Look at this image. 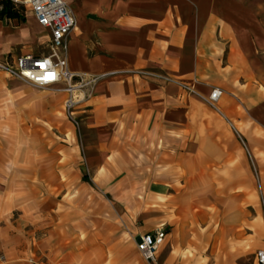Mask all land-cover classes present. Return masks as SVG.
I'll list each match as a JSON object with an SVG mask.
<instances>
[{
    "label": "crops",
    "instance_id": "obj_1",
    "mask_svg": "<svg viewBox=\"0 0 264 264\" xmlns=\"http://www.w3.org/2000/svg\"><path fill=\"white\" fill-rule=\"evenodd\" d=\"M65 2L66 66L99 79L74 109L75 137L62 92L19 83L35 105L26 127L41 133L23 151L0 147L15 161L0 165V264H150L136 236L158 228L160 264H252L264 249V22L245 0ZM23 54L39 53L0 62Z\"/></svg>",
    "mask_w": 264,
    "mask_h": 264
},
{
    "label": "built area",
    "instance_id": "obj_2",
    "mask_svg": "<svg viewBox=\"0 0 264 264\" xmlns=\"http://www.w3.org/2000/svg\"><path fill=\"white\" fill-rule=\"evenodd\" d=\"M28 8L36 22L49 32V53L23 54L14 62H0V70L34 87H52L65 95L63 111L75 122L72 112L78 102L92 94L99 76L70 71L66 66L67 37L75 20L65 0H9ZM221 92L213 89L208 102L213 104ZM165 236L163 228L136 236V249L150 264H160L157 260L159 247ZM252 264H264V249L255 252Z\"/></svg>",
    "mask_w": 264,
    "mask_h": 264
},
{
    "label": "rangeland",
    "instance_id": "obj_3",
    "mask_svg": "<svg viewBox=\"0 0 264 264\" xmlns=\"http://www.w3.org/2000/svg\"><path fill=\"white\" fill-rule=\"evenodd\" d=\"M245 4L252 9V11H254L258 19L264 22V0H245ZM18 5L23 6L25 21L18 22L17 20H2L0 26V57H2L6 52H11L12 54L19 53L23 47H29L34 53H49V47L45 44V32L31 18L28 8L22 4ZM0 71L4 72L3 70ZM10 77L4 76L0 82V140L2 141H0V147L6 150L12 149V153H17L18 151H23V149H26L29 146L27 144L28 139L30 140L29 137L38 138L41 133L40 130L32 128L29 129L26 127L29 122L35 120L36 115H34V113H30V111L33 112L35 109V105L33 100H30L24 92L20 91V89L23 88L19 83L27 84L39 91L48 92L50 90H55L52 87H34L14 76ZM80 102H78V104ZM62 113V121L66 123L67 121L64 119L66 114L63 111V107ZM72 115L75 116L74 110ZM67 119L75 127L74 132L72 131V128H69L68 136L72 137L73 135V137H75L77 124L68 117ZM57 131H59V129L53 130V132L59 136L58 140H60V134ZM19 147L22 148V150H19ZM38 147L39 145H37V149ZM14 163L15 161L13 160H0V165H9L10 168H12ZM80 172L82 178L89 181V173L86 166L82 162L80 165ZM0 260H3V256H0Z\"/></svg>",
    "mask_w": 264,
    "mask_h": 264
},
{
    "label": "trees",
    "instance_id": "obj_4",
    "mask_svg": "<svg viewBox=\"0 0 264 264\" xmlns=\"http://www.w3.org/2000/svg\"><path fill=\"white\" fill-rule=\"evenodd\" d=\"M3 18L22 22L24 20L23 6L15 5L9 0H0V19Z\"/></svg>",
    "mask_w": 264,
    "mask_h": 264
}]
</instances>
